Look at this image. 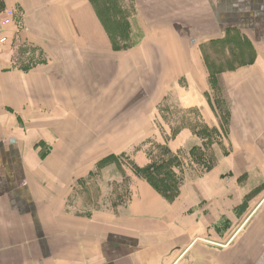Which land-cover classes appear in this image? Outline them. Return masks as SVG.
<instances>
[{
	"label": "crops",
	"instance_id": "0c3cea01",
	"mask_svg": "<svg viewBox=\"0 0 264 264\" xmlns=\"http://www.w3.org/2000/svg\"><path fill=\"white\" fill-rule=\"evenodd\" d=\"M134 1L146 9L138 16L146 36L130 50L132 78L144 72L160 81L155 102L178 81L204 93L216 80L228 118L215 116L212 126L214 136L225 129L220 143L229 156L173 198L136 184L127 210L108 223L104 213L73 210L67 181L78 173L84 125L73 119L80 105L71 97L106 86L110 39L90 0H2L24 10L23 31L49 57L0 75V264H264V193L241 210L245 193L233 163L253 161L248 172L264 176V0ZM81 109L94 110L84 102ZM226 219L232 225L224 233Z\"/></svg>",
	"mask_w": 264,
	"mask_h": 264
},
{
	"label": "rangeland",
	"instance_id": "374dc122",
	"mask_svg": "<svg viewBox=\"0 0 264 264\" xmlns=\"http://www.w3.org/2000/svg\"><path fill=\"white\" fill-rule=\"evenodd\" d=\"M90 2L97 16L99 14L111 29L118 47L125 45L126 40L128 46L135 44L128 50L115 51L106 32L113 50L106 54V64L110 63L111 66V70L106 69V86L101 90L100 87L96 88L93 95L83 96L78 101L76 97H71L73 104L80 105L78 112L72 114L76 116L73 119L82 122L84 128L77 129L78 158L73 161V168L79 169L67 181L73 188L68 198L73 202V210L76 209L79 214L104 213L108 223L111 218L127 210L136 184H156L159 191L165 193V190H173L178 191L179 195L180 189L196 183L216 166L220 158L228 157L229 148L220 143L226 138V135L223 137L225 129L222 132L217 129V135L214 136L212 126L217 116L225 120L228 113L219 100L220 95H216V80L210 81V90L204 93L185 86L188 84L185 80L178 81L179 87L169 90L159 103L155 102L157 96H152V91L160 94V81L145 78L144 72L139 73V80L137 77L132 78L134 57L130 50L137 47L146 36L139 18L142 16L141 11L146 9L134 0ZM1 3L2 0L0 7L5 8ZM16 8L22 12L17 21L21 26L19 30H22H18L14 37L10 33V46L0 48V75L13 69L26 72L48 64V52L38 47L23 31L28 17L21 7ZM129 25L131 35L121 36L118 26L126 32ZM218 52L221 50L211 54L217 56ZM50 55L56 56L53 50ZM117 58L122 60L118 62ZM226 61L222 62L221 68L228 67ZM83 102L94 110L81 112L84 110L81 109ZM90 120L93 127H89ZM103 123L105 127H102ZM87 128L89 136L82 134ZM70 163L66 161L63 165L70 169ZM224 163H228L223 165L228 170L224 183L230 186L235 182L234 178L228 176L231 163L228 159ZM233 163L240 168L236 185L245 193V202L240 206L241 210H245L247 201L254 205L262 197L264 176L248 172L253 167V161L234 160ZM231 225L230 221L224 220L223 232Z\"/></svg>",
	"mask_w": 264,
	"mask_h": 264
},
{
	"label": "built area",
	"instance_id": "2783aa9c",
	"mask_svg": "<svg viewBox=\"0 0 264 264\" xmlns=\"http://www.w3.org/2000/svg\"><path fill=\"white\" fill-rule=\"evenodd\" d=\"M21 13L17 8L0 7V48L10 46L9 35L12 33Z\"/></svg>",
	"mask_w": 264,
	"mask_h": 264
},
{
	"label": "trees",
	"instance_id": "16d2710c",
	"mask_svg": "<svg viewBox=\"0 0 264 264\" xmlns=\"http://www.w3.org/2000/svg\"><path fill=\"white\" fill-rule=\"evenodd\" d=\"M98 16H99V14H98ZM99 18H100V20H101V22H102V24H103V26H104L106 32H107L108 35L110 36V39L112 40L113 48H114L115 51H122V50L124 51V50H128V49L132 48V47L135 45V44H133V45H131V46H130V45H129V46L126 45V44H127V40H126V42H124L125 45H123V46H121V47H118L117 44L115 43L114 36H113V33L111 32V29L108 28V26L106 25V21H105L102 17H100V16H99ZM123 29H124V28H123ZM123 29H121V28L118 26V30H119V32L122 33L121 36H125V34H127L128 36L131 35L132 31H131V27H130V25L128 26L126 32H125ZM125 38H127V37H124L123 39H125ZM122 44H123V43H122ZM151 184H152V183H151ZM152 185L155 186L157 189L159 188L156 184H152ZM158 190H159V189H158ZM160 192H161V194H162L164 197H166V198H172L170 195H171V194H175V192H174L173 190H170V191H166V190H165V193H164L163 191L160 190Z\"/></svg>",
	"mask_w": 264,
	"mask_h": 264
}]
</instances>
